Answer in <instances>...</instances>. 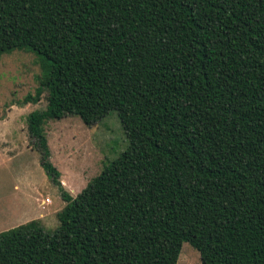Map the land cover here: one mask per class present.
<instances>
[{"label": "trees", "instance_id": "1", "mask_svg": "<svg viewBox=\"0 0 264 264\" xmlns=\"http://www.w3.org/2000/svg\"><path fill=\"white\" fill-rule=\"evenodd\" d=\"M41 77L27 131L65 205L0 232V264H264V0H0V55ZM111 111L128 140L75 196L44 126Z\"/></svg>", "mask_w": 264, "mask_h": 264}, {"label": "rangeland", "instance_id": "2", "mask_svg": "<svg viewBox=\"0 0 264 264\" xmlns=\"http://www.w3.org/2000/svg\"><path fill=\"white\" fill-rule=\"evenodd\" d=\"M41 75L39 58L32 52L0 55V232L38 219L39 213H46L42 224L52 232L58 225L56 213L64 205L27 131L28 114L47 105L46 92L36 104L24 103L26 96H34ZM44 130L50 161L72 197L128 146L115 111L92 127L67 116L47 122ZM63 177L69 179L68 185ZM46 198L50 202L42 204ZM177 264H201L200 256L183 243Z\"/></svg>", "mask_w": 264, "mask_h": 264}, {"label": "crops", "instance_id": "3", "mask_svg": "<svg viewBox=\"0 0 264 264\" xmlns=\"http://www.w3.org/2000/svg\"><path fill=\"white\" fill-rule=\"evenodd\" d=\"M63 178H64V177H63ZM62 181H63V183H66L67 185L69 184V179H68V178H64V180H62ZM42 202H44V201H42ZM42 202H41V203H42ZM64 205H65V203H64ZM64 205H63V206H64ZM63 206H60L61 209L63 208ZM61 209H60V210H61ZM60 210H59V211H60ZM56 215H57V213H56ZM45 216H46V213H43V214H42V213H39V215H38V220H41V222H42V220L45 218Z\"/></svg>", "mask_w": 264, "mask_h": 264}, {"label": "built area", "instance_id": "4", "mask_svg": "<svg viewBox=\"0 0 264 264\" xmlns=\"http://www.w3.org/2000/svg\"><path fill=\"white\" fill-rule=\"evenodd\" d=\"M50 202V200L48 199V198H46L45 200H44V202H42V204H47V203H49Z\"/></svg>", "mask_w": 264, "mask_h": 264}]
</instances>
